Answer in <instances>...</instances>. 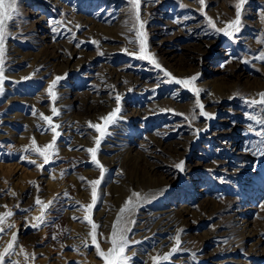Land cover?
Masks as SVG:
<instances>
[{
	"label": "rangeland",
	"instance_id": "1",
	"mask_svg": "<svg viewBox=\"0 0 264 264\" xmlns=\"http://www.w3.org/2000/svg\"><path fill=\"white\" fill-rule=\"evenodd\" d=\"M238 2L140 0L137 21L130 0H16L0 93V215L14 213L3 225L14 226L0 235V252L17 234L6 261L105 264L84 217L98 225L97 243L107 254L122 215L120 226L130 228L129 264H156L153 257L177 247V235L180 250L158 264H264V156L255 154V132L264 126L248 118H264V61L255 59L264 52V0H246L232 39L208 23L226 28ZM138 30L146 54L164 71L138 58ZM165 71L175 79L197 75L199 99L214 117L200 116L195 94ZM57 76L63 78L53 101L48 88ZM117 95L121 111L106 125L100 118L115 110ZM253 99L256 105L246 102ZM53 106L61 135L41 170L43 157L25 149L33 139L40 149L52 141L40 114L52 116ZM89 122L105 128L97 152L104 176L90 213L100 167L86 149L100 133ZM133 192L147 199L121 214ZM37 197L54 202L47 223L33 228Z\"/></svg>",
	"mask_w": 264,
	"mask_h": 264
},
{
	"label": "snow or ice",
	"instance_id": "2",
	"mask_svg": "<svg viewBox=\"0 0 264 264\" xmlns=\"http://www.w3.org/2000/svg\"><path fill=\"white\" fill-rule=\"evenodd\" d=\"M205 0H199V3L201 5H204ZM246 0H239V2L236 4V16L235 19L231 22H228L226 25V28H217L215 23L212 22L211 18H208L209 25L215 29L218 33H223L224 36L229 37L230 39L234 38L236 33H239L240 31V25H241V10L243 5L245 4ZM130 3L133 5L134 8V16L137 21H140V0H130ZM17 12V3L16 0H9V2L6 3V0H0V93L3 92V83L5 80L4 76V60H3V53H4V43H5V32L7 28V24L9 21L14 20V16ZM58 23V22H57ZM144 24L143 22H140V29H143ZM231 29V30H229ZM53 32H56V28H52ZM136 35L140 37V50H139V59L149 60L157 69H160L161 71H164V69L161 68V65L151 56L146 54L145 51V33L143 31H137ZM95 43V41H93ZM261 43H264V41H261ZM80 45L77 44V47ZM132 55H136L135 53H132ZM255 59L264 61V52H261L260 55L255 57ZM244 63H249V61L245 60ZM165 76L171 77V74L165 71ZM63 77L57 76L51 83V85L48 88V94L52 97V100L55 101L57 99L56 93L53 91V89L57 86V82L61 80ZM197 75H193L187 79H175L174 77H171V81H174L178 85H182L183 88L189 89L195 94L196 100L195 104L200 109L199 115L203 117H207L208 119H212L214 117V114L208 113L204 111V105L201 103L199 96L201 93V89L195 86V81L197 80ZM169 81V82H171ZM260 101L259 104L264 105V93H260ZM115 101L117 104V107L115 110L110 112L108 115L101 117L100 119L104 122V124H114L116 122V118L118 113H120V103H121V97L117 95L115 97ZM250 105H256L258 102L256 100H250L246 101ZM52 116H46L44 114H40L41 119L46 121L49 124L50 130L53 133L52 141L46 145L43 149H40L36 147V141L33 139L32 146L29 149H25V151L28 152H35L38 156L43 157V164H36L35 160H30L29 162L32 164H36L38 168L41 170L43 169L44 165L48 164L50 162V157L48 155L49 149H54V146L56 144L57 138L61 135L60 132L57 131V128H59V125H53V117L58 116L59 112L56 107H52L51 109ZM35 115V113H33ZM196 117L193 116L192 119H195ZM250 120H254L257 124L264 126V118L262 119H256L255 116H249ZM89 127L94 128L98 133H100V136L95 140V146L92 148L86 149L87 152L91 153V160L93 163H96L98 167H100V179H96L91 181L92 189H91V203L87 205L86 211L91 212L94 208L97 199H98V193H97V187L101 184L103 176H104V169L102 166L99 165V161L97 160V152L100 148L101 141L105 136V128L100 124L96 123L93 124L92 122H89ZM249 130L252 129V125H249ZM201 131L200 129H197V132ZM255 134L260 137V141L258 142L257 146L255 147V154L264 156V128H262L260 131H256ZM21 159H28L27 156L21 157ZM184 161H180L175 165L176 169L179 171H184ZM83 179V178H81ZM13 196H15V193H12ZM67 195V193H65ZM132 196L135 197V200L132 198H129V200L125 203V205L120 209V213L124 214L125 212H128L131 214L135 210L137 206H139L141 203H143L147 197H142L140 193L133 192ZM53 200H49L47 203H43L39 197L36 198L35 204L37 206H41L40 215L35 217L36 223H31L30 226L33 228H39L41 225H44L47 223L46 220V209H48L52 204ZM6 207V206H5ZM12 211H6L2 215H0V235L7 234L6 229L10 230L14 225L7 224L6 226H3L5 224L6 218H9L13 216ZM73 219H78L77 217H73ZM84 220L87 221L91 225V239L92 243L96 246L97 254L101 258L105 260V264H129V261L131 260V257L125 255V250L130 246V242L127 237L128 231H130V228L121 225L122 215L117 217L116 223L113 224V231H112V239L111 244L112 247L108 250L107 254H105L104 251H102L99 247V244L97 243V234L96 229L98 228V225L93 222L90 215H85ZM134 223V221H132ZM52 239H56V236L54 235ZM17 242V234L13 233L10 242L7 244V247L4 248L2 252H0V264H18L17 261L8 259L6 261V257H11L14 254V245ZM181 244V240L179 235L176 237V245L177 247H173L171 250V254L176 253L179 251V245ZM85 247H88L87 244H85ZM20 252L24 253V249L20 248ZM26 255V254H25ZM134 255V253H133ZM169 255H164L163 257H153L154 262L158 264L160 260L168 261ZM27 258V255H26ZM34 258V254H33Z\"/></svg>",
	"mask_w": 264,
	"mask_h": 264
},
{
	"label": "bare ground",
	"instance_id": "3",
	"mask_svg": "<svg viewBox=\"0 0 264 264\" xmlns=\"http://www.w3.org/2000/svg\"><path fill=\"white\" fill-rule=\"evenodd\" d=\"M138 81V80H137ZM140 87V86H139ZM131 112V111H130Z\"/></svg>",
	"mask_w": 264,
	"mask_h": 264
}]
</instances>
